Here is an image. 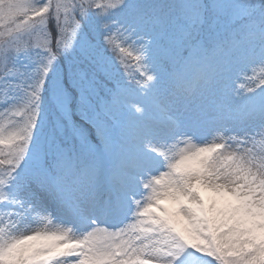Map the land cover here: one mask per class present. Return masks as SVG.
<instances>
[{"label": "snow or ice", "instance_id": "6c2138e0", "mask_svg": "<svg viewBox=\"0 0 264 264\" xmlns=\"http://www.w3.org/2000/svg\"><path fill=\"white\" fill-rule=\"evenodd\" d=\"M0 264H264V0H0Z\"/></svg>", "mask_w": 264, "mask_h": 264}]
</instances>
